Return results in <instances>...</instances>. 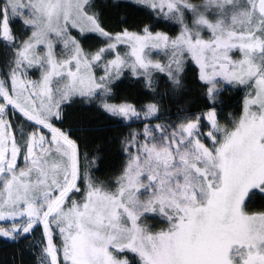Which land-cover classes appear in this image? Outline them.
<instances>
[{
    "label": "snow or ice",
    "instance_id": "1",
    "mask_svg": "<svg viewBox=\"0 0 264 264\" xmlns=\"http://www.w3.org/2000/svg\"><path fill=\"white\" fill-rule=\"evenodd\" d=\"M0 264H264V0H0Z\"/></svg>",
    "mask_w": 264,
    "mask_h": 264
}]
</instances>
